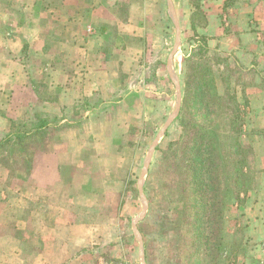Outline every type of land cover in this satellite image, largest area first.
Returning a JSON list of instances; mask_svg holds the SVG:
<instances>
[{"label":"crops","instance_id":"obj_1","mask_svg":"<svg viewBox=\"0 0 264 264\" xmlns=\"http://www.w3.org/2000/svg\"><path fill=\"white\" fill-rule=\"evenodd\" d=\"M2 2L0 23L5 24L7 31L0 34V39L9 48L5 49L6 53L0 50V88L26 93L31 97V102L38 101L29 83L30 76L24 70L22 60L17 57L19 49L14 46L19 40L30 47L40 45L44 48L49 42L67 45L70 51H76L79 47L83 55H73L69 51L70 71L52 73L58 96L53 101L43 100V106L46 110H56L60 106L70 109L76 107V100L84 96L90 104L86 105L88 109L85 110L83 126H95L93 133L88 134L73 124L55 133L46 142L47 147L33 155L28 175L30 182L19 184L14 181L17 178H12L13 181L5 187L0 183V198L3 196L0 199V264H103L105 256L117 261L125 252L119 244L121 233L117 225L121 213L115 215L116 227L112 233L102 230V226L107 225L108 217L107 221L98 223L93 220L101 205L106 204V201L101 203L100 200L105 184H114L117 188L119 182L118 178L110 176L113 173L110 158L117 157L116 151L103 153L99 147L101 142L109 141L107 134H104V124L108 118L105 111L120 109L117 101L107 100L106 94L111 90L105 86L104 45L108 40V31L113 28L110 27L112 23L114 28L126 31L128 36L144 38L143 49L126 46L125 50L122 49L124 56L118 58L125 65L122 70L130 74L128 67L131 62L146 55L149 41L145 36L148 28L142 20L139 22L135 18L122 22L116 16L113 22L108 21L106 14L118 11L119 0ZM167 2L173 21L170 9V5L174 8L173 0ZM203 2L206 5L199 8L203 10L205 23L197 25L196 32L201 28L208 48L212 47L213 51L228 56L229 66L234 64L243 71L241 79L234 82V92L239 101L246 100L243 123L246 134L241 143L248 146L251 168L256 172V177L243 204L239 208L235 205L238 216L242 218L239 220L245 226L246 250L245 255L237 259L242 264H264V0ZM134 3L124 12L130 15L138 12ZM174 12L176 15L175 9ZM16 13H20L18 19L13 17ZM33 15L38 16L37 21L30 20L29 16ZM43 15L51 18L49 24L46 18L39 19ZM176 18L178 20L177 15ZM190 26L192 28V20ZM79 62L84 64L81 70L76 67ZM133 78L137 80L139 77ZM61 79H65L63 83ZM128 87L133 91L139 88L134 87L132 82ZM138 90V93L143 91ZM91 96L95 97L94 102ZM26 105L29 106L27 102ZM71 121L65 118L59 120L60 123ZM118 122L114 120L109 124L115 129ZM87 141L97 147L90 156L95 172L100 174V180L99 175H95L97 183H94V178L89 179L86 169ZM236 216L234 214L231 221L236 222ZM142 249L145 259L143 243ZM138 256L142 262L139 239Z\"/></svg>","mask_w":264,"mask_h":264},{"label":"rangeland","instance_id":"obj_2","mask_svg":"<svg viewBox=\"0 0 264 264\" xmlns=\"http://www.w3.org/2000/svg\"><path fill=\"white\" fill-rule=\"evenodd\" d=\"M2 1L0 0L1 3ZM136 1L140 3H134L132 0H119L118 11L106 14V19L110 22H113L116 16L122 22L127 21L128 18H135L139 22L142 20L143 25L148 28L145 37L149 41V46L146 47V55L143 54L137 61L131 62L128 67L130 68L129 74L122 70L125 65L123 60L118 58L124 56L122 49L125 50L126 46L143 49L144 38L128 36L126 31L114 28L112 23L110 27L113 28L108 31V40L104 45L106 57L104 70L107 72L105 86L111 90L106 94L107 100L117 101L120 109L105 111L108 118L104 124V134H107L109 141L101 142L99 147L102 148L103 153L116 151L117 157L110 158V169L111 172L113 171L110 176L118 178L119 182L117 188L114 184L113 186L105 184V192H102L100 200L101 203L106 201V204L101 205L98 213L94 214L93 220L98 223L107 221L108 217L107 225L102 226V230L112 233L116 227L115 215L121 213L122 216L117 225L121 233L119 244L125 252L123 257L117 261L105 256L103 264H142L138 256V239L134 232V224L141 235L145 264H193L197 256H199L200 264H207L209 256L205 255L201 248L195 250L190 225L191 217L187 216L188 213L181 211L183 209L180 200L182 199L180 193L182 187L178 185L181 174L177 170L180 145L177 142H180L183 136V129L178 120L182 101H180L177 117L158 139L148 169L142 177L141 190L138 187L150 146L159 136L164 123L175 109L178 99L175 79L178 80L181 92L183 80L192 71V61L197 59L193 57L192 61H185V57L192 49L196 54L198 53V45L202 43L199 36L204 35L201 28L193 32L190 21L193 20L196 25L205 23L204 17L195 14L194 7L206 4L203 0H173L179 21L180 40L169 68L168 57L176 39V27L168 12V2L167 0ZM133 3L136 11L141 12L132 15L125 13L124 9ZM15 5L16 3L14 7ZM201 12L204 16L203 10ZM13 17L18 19L20 13L13 14ZM29 17L31 21L38 20L37 15ZM44 18L46 17L43 15L39 19ZM46 20L49 24L51 18L47 17ZM6 31L5 24L0 23V34ZM61 32L64 33V31ZM2 41L0 39V50L6 53L5 49L9 47L1 43ZM39 46L30 47L29 44L20 40L17 46H14L19 49L17 57L22 60L23 68L30 76L29 83L38 101L31 102V97L26 93H14L11 88H0V141L8 130L14 132L18 128L22 131L31 129L29 121L38 116L46 117L50 125L44 134L31 130V134L21 142L13 140L0 146L2 187L11 183L12 178H17L14 181L19 184L29 181L28 175L33 164V155L47 147L46 142L50 141L55 133L73 124L88 134L93 133L92 128L95 126H87V128L83 126L85 110L88 109L87 104H90L89 99L84 96L76 100L78 105L74 108L66 109L65 106H60L56 110L44 109L43 100L53 101L58 96L57 88H54L56 79L52 73L70 71V58H68L70 50L67 45L60 44L59 46L54 42H49L44 48ZM76 49L70 52L77 56L83 55L79 47ZM203 57L212 66L218 91L222 96H226L227 93L232 94L235 88L234 82L241 79L243 71L238 66L234 67V64L229 66L228 56L213 51L212 47L204 49ZM82 66L84 68L82 62L76 65L78 70H81ZM134 76L139 78L134 80ZM64 80L61 79V83ZM130 82L134 84V87H139L137 91L129 90ZM138 89H143V91L140 90L141 92L138 93ZM90 98L94 102L95 97ZM240 102L243 104L242 100ZM62 118L68 121L73 119V122L60 123L59 120ZM8 119L14 120L15 124L10 125ZM114 120L119 121L115 129L109 124ZM245 134L243 127L240 141ZM85 146L89 179L94 178V183H97L95 175L98 173L95 172L93 160L90 157L97 147L92 146L90 141H87ZM244 148L248 150V146L245 145ZM251 173L253 183L256 172ZM98 175V180H100V174ZM244 196L240 193L241 198ZM0 199H3V196ZM225 199L221 246L215 264H242L237 258L241 259L246 252L245 226L242 225L240 221L242 218L238 216L239 212L236 208L243 203L235 199L234 192L227 193ZM234 214L237 215L236 219L238 218L236 222L231 221Z\"/></svg>","mask_w":264,"mask_h":264},{"label":"trees","instance_id":"obj_3","mask_svg":"<svg viewBox=\"0 0 264 264\" xmlns=\"http://www.w3.org/2000/svg\"><path fill=\"white\" fill-rule=\"evenodd\" d=\"M195 14L203 18L199 6ZM196 26L192 20L194 32ZM199 37L202 43L198 45V53L192 49L185 57V61L197 59L192 61V71L186 75L181 89L182 107L178 120L183 136L177 142L180 145L177 170L181 174L178 185L182 187L181 211L191 217L195 250L201 248L209 256L208 262L215 264L221 246L226 195L234 192L235 199L243 203L252 187L251 172L254 171L249 151L240 141L246 100L241 104L236 92L222 96L218 91L212 66L203 57L204 49H208L206 36ZM8 122L15 124L12 119ZM29 122L31 129L18 128L4 133L0 146L13 140L21 142L31 130L44 134L50 125L44 116ZM240 193L245 196L241 198ZM193 264H200L199 256Z\"/></svg>","mask_w":264,"mask_h":264},{"label":"water","instance_id":"obj_4","mask_svg":"<svg viewBox=\"0 0 264 264\" xmlns=\"http://www.w3.org/2000/svg\"><path fill=\"white\" fill-rule=\"evenodd\" d=\"M170 9L172 10V17H173V21H174L175 27H176V39H175V42H174L173 50L170 53L169 58H168L169 68H170V65H171L173 54H174L175 50L177 49V47L179 45V40H180V28H179L178 20L176 18V15H175V12H174V8L172 7V5H170ZM175 82H176V86H177V89H178V94H177L178 99H177V102H176V106H175V109L173 110V112L171 113V115L169 116V118L167 119V121L164 123V125H163V127H162V129L160 131L159 136L154 140V142L150 146V150L148 152V155L146 157V161L144 163V167H143L141 178L138 181V187H139L140 190H141V186H142V177L145 175V173H146V171L148 169V166H149L151 158H152V153H153V151L155 149V146H156V144L158 142V139L163 134V132L166 130V128L170 125V123H172V121H174V119L177 117L179 109H180V101H181L180 85L178 83V80L175 79ZM142 197H143V199H145L143 195H142ZM145 206H146V202L144 200V207ZM134 231H135V233L137 235V238L140 241V255H141V258H142V264H145L144 259H143L142 239H141L140 233H139L138 229L136 228L135 224H134Z\"/></svg>","mask_w":264,"mask_h":264}]
</instances>
